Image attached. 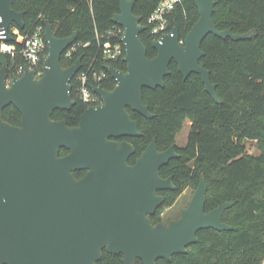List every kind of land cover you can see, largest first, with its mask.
<instances>
[{
    "label": "water",
    "instance_id": "1",
    "mask_svg": "<svg viewBox=\"0 0 264 264\" xmlns=\"http://www.w3.org/2000/svg\"><path fill=\"white\" fill-rule=\"evenodd\" d=\"M15 1L0 0V28L7 32L9 43L14 40L9 33L13 25L25 27V12L13 9ZM136 1L120 0V12L112 19L124 29L126 71L106 66L116 87L108 92L103 86H92L102 105L88 107L78 126L53 119L55 111H70L76 105L72 81L83 57L67 68L62 58L77 41L78 32L57 38L53 25L46 24L48 52L40 77L25 67L20 77L10 80L9 63L4 62L0 70V264H99L104 251L122 255L123 264H157L187 253L202 230H233L223 216L234 202L206 212L204 175L180 218L154 225L151 216L165 204L157 193L175 190L172 178H161L160 170L180 157L176 145L160 152L154 138L131 165L135 147L115 139L141 137L139 124L127 109L147 119L154 117L143 91L164 88L172 62L185 80L199 75L206 92L221 104L211 72L201 65L202 44L209 35L237 42L252 39L255 32L218 30L215 0H195L200 19L184 43L175 23L172 34L161 43L153 41L157 55L149 58L141 39L147 27L134 14ZM9 106L21 113L20 126L4 120ZM63 149L69 152L64 157L60 156ZM83 170L86 176L77 179L74 173Z\"/></svg>",
    "mask_w": 264,
    "mask_h": 264
},
{
    "label": "trees",
    "instance_id": "2",
    "mask_svg": "<svg viewBox=\"0 0 264 264\" xmlns=\"http://www.w3.org/2000/svg\"><path fill=\"white\" fill-rule=\"evenodd\" d=\"M160 2L137 0L134 14L147 26ZM215 2L214 21L218 30H231L234 34L255 32L252 39L237 42L209 35L202 44L205 56L201 65L211 72L221 104L206 92L199 75L192 74L185 80L172 62L165 87L143 91L144 103L154 117L147 119L130 112L139 124L141 137L127 140L136 149L129 160L133 165L154 138L159 150L168 149L176 143L185 124L190 123L186 146L177 147L180 157L161 169L163 177L174 176L175 190L164 193L165 207L171 208L186 189L196 190L204 175L208 185L206 212L234 202L223 216V222L233 230H202L197 243L188 247L187 253L175 255L171 261L159 260L157 264H262L264 261V0ZM13 9L25 12L24 29L12 27L19 32L12 33L11 42L18 52L23 50L26 35L37 27H43L45 32L46 24L51 23L57 38L78 32L77 41L70 48H75L72 57L62 58L65 68L83 57L84 69L96 61L98 70L105 71L106 66L113 65L126 71L123 59L105 63L100 53L106 33L115 26L112 19L120 12V0H16ZM199 19L195 0H182L172 13L171 29L178 24L184 42ZM141 39L148 48V57L154 58L157 52L152 47L149 29L141 34ZM6 61L12 79L25 66L21 54L12 58L0 53V70ZM101 86L112 89L116 82L109 77ZM72 87L76 105L70 111H55L53 119L66 120L74 127L89 106L76 97L74 82ZM3 118L20 126L21 113L14 106L5 108ZM246 141L257 142L260 154H248ZM67 154L65 149L60 152V156ZM76 176L80 178L83 173ZM121 259L122 256L104 252L99 264H122Z\"/></svg>",
    "mask_w": 264,
    "mask_h": 264
},
{
    "label": "built area",
    "instance_id": "3",
    "mask_svg": "<svg viewBox=\"0 0 264 264\" xmlns=\"http://www.w3.org/2000/svg\"><path fill=\"white\" fill-rule=\"evenodd\" d=\"M182 4V0H161L156 10L150 16L147 21V29H149V35L153 37V41L162 42L163 37L172 34L171 29V16L175 9ZM2 19L0 18V24ZM0 31L4 33L6 39H0V44H7L9 46L8 51L0 50L2 54H8L12 58L21 54L25 60V66L22 67L15 77H20L25 67L37 72V77L42 75V69L44 66V60L46 57L47 44L44 39L43 27H37L35 32L28 34L24 37V47L21 52H18L16 46L7 42L8 34L3 27ZM18 35L17 30L10 32ZM124 36V29L115 25L110 31L106 33L105 40L100 46L101 59L103 62H117L124 58V44L122 42ZM181 43H184L181 41ZM75 48L65 53L66 57L71 58ZM42 67V69H40ZM111 78L110 74L106 71L98 70L96 68V61L89 64L84 69L82 66L79 73L74 77L75 95L87 106H96L101 102V97L93 92L92 86H101V84ZM12 80V78H10ZM264 264V261L262 262Z\"/></svg>",
    "mask_w": 264,
    "mask_h": 264
},
{
    "label": "rangeland",
    "instance_id": "4",
    "mask_svg": "<svg viewBox=\"0 0 264 264\" xmlns=\"http://www.w3.org/2000/svg\"><path fill=\"white\" fill-rule=\"evenodd\" d=\"M190 123H186L185 127L181 131V133L178 134L176 138V143L180 147H185L188 141V136L190 133ZM247 146V152L250 155L257 156L260 154V149L257 144V142L253 141H246ZM196 190H193L191 188L186 189L181 196L178 198L176 203L171 208H164L163 210V218L166 222H169L170 220H175L180 217V211L190 204Z\"/></svg>",
    "mask_w": 264,
    "mask_h": 264
},
{
    "label": "flooded vegetation",
    "instance_id": "5",
    "mask_svg": "<svg viewBox=\"0 0 264 264\" xmlns=\"http://www.w3.org/2000/svg\"><path fill=\"white\" fill-rule=\"evenodd\" d=\"M116 87V86H115ZM115 87L114 88H112V89H106L108 92H112L114 89H115ZM100 105H102V99H101V102L99 103V104H97L96 106H100ZM96 106H94V107H96ZM91 107V106H90ZM128 111H129V113L130 112H133V111H131V109L130 108H128L127 109ZM130 137H123V138H119V139H115L116 141H119V142H124V141H127V142H129L127 139H129ZM114 140V139H113ZM152 142V141H151ZM130 143V142H129ZM133 145V144H132ZM174 145V144H173ZM175 145H176V147H175V151H176V153L178 154V152H177V147H178V145H177V143H175ZM134 146V145H133ZM149 146V145H148ZM172 146V145H171ZM170 146V147H171ZM169 147V148H170ZM168 148V149H169ZM147 149V148H146ZM136 150V149H135ZM159 150V149H158ZM167 149H164V150H159L160 152H163V151H166ZM68 154H69V152H68ZM67 154V155H68ZM66 156V155H65ZM134 156V155H133ZM64 157V156H63ZM136 161V160H135ZM163 168V167H162ZM161 168V169H162ZM77 173H83V176H81L80 178H78L77 176H76V174ZM75 174V177L77 178V179H83L85 176H86V174H87V171L86 170H83V171H77V172H75L74 173ZM160 176H161V178H163V179H169L170 177L172 178V183H173V178H174V176H172V175H170V176H167V177H163L162 176V174H161V170H160ZM173 185H174V183H173ZM165 192H171V191H169V190H165V191H159L157 194L159 195V196H162V197H164L165 198V195H164V193ZM164 208H166L165 207V204H164V206L163 207H161L160 209H158L157 211H156V213H155V215H153V216H151V221H152V223L154 224V225H157V224H159V223H163V224H168L169 222H171V221H173V220H170L169 222H166L165 221V219L163 218V210H164ZM181 212V211H180ZM152 218H154V219H152ZM180 218V217H179ZM178 218V219H179ZM175 220H177V219H175ZM105 252V251H104ZM103 256H104V253H103ZM115 256V255H114ZM120 256H122V255H120ZM122 260H123V256H122V259H121V263L123 264V262H122ZM140 263V262H139Z\"/></svg>",
    "mask_w": 264,
    "mask_h": 264
},
{
    "label": "clouds",
    "instance_id": "6",
    "mask_svg": "<svg viewBox=\"0 0 264 264\" xmlns=\"http://www.w3.org/2000/svg\"><path fill=\"white\" fill-rule=\"evenodd\" d=\"M0 39H6V36L4 35V33L2 31H0ZM0 50L8 51L9 46L7 44H0Z\"/></svg>",
    "mask_w": 264,
    "mask_h": 264
}]
</instances>
